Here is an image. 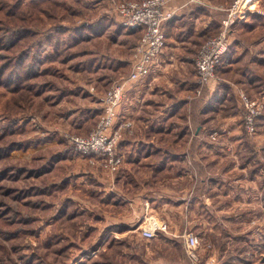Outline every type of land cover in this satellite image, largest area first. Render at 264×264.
I'll list each match as a JSON object with an SVG mask.
<instances>
[{"label":"rangeland","instance_id":"obj_1","mask_svg":"<svg viewBox=\"0 0 264 264\" xmlns=\"http://www.w3.org/2000/svg\"><path fill=\"white\" fill-rule=\"evenodd\" d=\"M121 1L0 0V264H141L131 254L146 247L152 264H193L184 248L189 233L199 240L194 264H264V0L257 7L244 1L248 17L236 14L228 28L230 46L214 79L242 80L246 69L235 100L228 101L233 107L204 110L209 125L198 134L208 139L193 145V158L149 177L150 187L160 189L149 193L158 201L140 217L127 212L133 235L121 233L124 225L108 224L99 208L98 167L113 174L120 167L90 162L65 137L95 127L100 97L128 70L140 32L121 23ZM210 2L219 5L210 9L220 21L214 36L234 0ZM23 27L32 33L17 35L14 29ZM230 59L242 66L222 69ZM240 92L261 103L255 132L245 127ZM195 119L193 113V136ZM193 169L213 185L207 205L193 204L187 190ZM177 171L187 175L178 180ZM150 217L166 222L167 231L144 239L140 228Z\"/></svg>","mask_w":264,"mask_h":264},{"label":"crops","instance_id":"obj_2","mask_svg":"<svg viewBox=\"0 0 264 264\" xmlns=\"http://www.w3.org/2000/svg\"><path fill=\"white\" fill-rule=\"evenodd\" d=\"M202 1L204 3L180 8L175 16L163 23L164 47L156 57L150 72L133 81L128 78L130 71L128 65L126 74L115 78V82L122 81L125 86V100L119 109L117 121L124 120L122 118L125 116L132 123L131 127L124 131L119 142V150L124 157L122 165L115 174L98 167L97 181L102 198L99 208L104 209L101 214L107 213L105 216L108 217L107 222L110 225H124L122 234L133 235L127 230L132 226L127 212H133L135 216L140 217L147 205L153 203L155 207L158 201L157 196L149 193L160 189L150 187L149 177L155 178L160 173L164 174L174 169L178 161L184 160L185 156L193 158V145H202L203 140L208 139L198 134L209 125V116H204V110L208 113L209 108L213 106L215 109L218 104L223 110L230 99L235 100V94L239 89L237 86L241 84V78L232 81L229 76H218L217 79L209 80L202 87L204 89L200 95L195 94L197 79L195 67H193L194 56L200 44L208 34L211 36L214 33L215 25L220 22L215 21L213 12L210 11V9L218 8L219 5L215 6L216 4L211 3L210 0ZM261 1L263 0H253L256 7L257 3L261 4ZM178 3L179 0H176L172 5ZM259 6L262 7L264 4ZM245 16L248 17V12ZM258 18L262 20L260 16ZM254 28V31L259 30V25H255ZM262 44L263 41H260L255 46L257 48ZM254 58H258V55ZM225 64L222 69L242 66V62L237 59L236 61L230 59ZM240 73L241 81H243L246 69ZM229 105L233 107V103ZM199 112H204L201 119L197 118ZM193 113L197 121L194 124V136ZM235 116L231 114L225 117L228 126H231L228 119H233ZM185 145H190L192 151H184ZM207 162L205 161V164ZM195 163L198 167L197 162ZM201 173L200 170H190L189 176L193 177V186L187 190L191 191L190 195H193V204L200 202L207 205L209 196L206 193L213 188V185L207 183L208 178L204 177L205 175L201 176ZM186 175L184 171L176 172L178 180ZM136 185L140 188L131 191V187ZM241 186L233 185L236 188ZM168 201V199L163 200L164 203ZM140 249V253H133L131 256L140 257L141 264L155 262L148 260L150 256L148 247ZM160 264L167 263L162 261Z\"/></svg>","mask_w":264,"mask_h":264},{"label":"built area","instance_id":"obj_3","mask_svg":"<svg viewBox=\"0 0 264 264\" xmlns=\"http://www.w3.org/2000/svg\"><path fill=\"white\" fill-rule=\"evenodd\" d=\"M173 1L176 0H124L116 6L121 23L140 32L129 59V79L136 81L151 71L156 57L164 47L163 23L175 16L180 8L203 3L202 0H179V3L173 6ZM244 1L246 0H234L227 9V18L222 22L218 34L208 37L198 47L194 57L197 94L209 80L217 77V70L230 46L228 28L236 14L241 18L248 12L242 10ZM240 98L245 110V127L249 132H255V121L260 114L261 103L242 92ZM99 100L100 113L95 127L86 135L66 134L65 137L77 153L92 157L90 162L98 159L101 167L116 170L124 161L123 154L118 152L119 142L124 131L130 128L132 123L130 119L117 121L119 108L125 100L124 83L113 82ZM166 231V222L150 217L140 228V236L152 239L159 232ZM198 245V236L194 233L184 236V248L193 264L198 260Z\"/></svg>","mask_w":264,"mask_h":264},{"label":"trees","instance_id":"obj_4","mask_svg":"<svg viewBox=\"0 0 264 264\" xmlns=\"http://www.w3.org/2000/svg\"><path fill=\"white\" fill-rule=\"evenodd\" d=\"M193 7H195V6H193ZM196 8V7H195ZM201 8H204V7H201ZM15 31H16V34L17 33H19V34H17V35H21L22 33H26V32H28V33H32V31L30 32V31H28V28H26V27H23V28H19V29H14ZM19 30V31H18ZM15 31H12V32H15ZM11 32V31H10ZM12 34V33H11ZM23 51V50H22ZM25 51V50H24ZM21 52V51H20ZM24 53H26V52H24ZM17 54H19V53H17ZM0 57H1V55H0ZM21 57V56H20ZM19 57V58H20ZM18 58V59H19ZM24 59V54L22 55V57H21V59L19 60V61H22ZM3 69H4V66L0 63V74L2 73V71H3ZM244 114H245V110H244V112H243ZM159 233H162V232H159ZM158 233V234H159ZM5 262V263H4ZM2 263H4V264H6V261H2L1 262V264Z\"/></svg>","mask_w":264,"mask_h":264}]
</instances>
